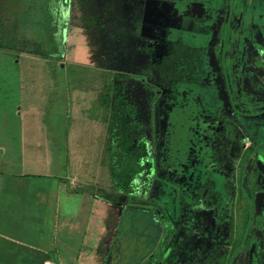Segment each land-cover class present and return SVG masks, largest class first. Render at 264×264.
<instances>
[{"label": "rangeland", "instance_id": "374dc122", "mask_svg": "<svg viewBox=\"0 0 264 264\" xmlns=\"http://www.w3.org/2000/svg\"><path fill=\"white\" fill-rule=\"evenodd\" d=\"M230 1L0 0V138L109 163L133 208L106 264H264V14ZM96 71L107 115L76 93Z\"/></svg>", "mask_w": 264, "mask_h": 264}, {"label": "crops", "instance_id": "0c3cea01", "mask_svg": "<svg viewBox=\"0 0 264 264\" xmlns=\"http://www.w3.org/2000/svg\"><path fill=\"white\" fill-rule=\"evenodd\" d=\"M82 29L79 33L88 30ZM71 58L68 56L67 62ZM79 63L102 68L86 65L85 59ZM28 77L33 83L39 76ZM12 78L15 82L21 79L23 94V76L5 77ZM93 79L82 78L84 84L75 86L81 104L86 99L99 101L103 83L98 78L86 82ZM20 106L17 112L22 116ZM92 124L97 129L96 123ZM36 141L27 144L23 136L0 138V264H106L119 230L116 212L121 207L133 208L114 201L111 166L108 163L103 178L102 168H93L94 159L90 162L82 153H68L67 163L59 165L52 140L45 138L42 145ZM106 158L110 159L109 154Z\"/></svg>", "mask_w": 264, "mask_h": 264}, {"label": "trees", "instance_id": "16d2710c", "mask_svg": "<svg viewBox=\"0 0 264 264\" xmlns=\"http://www.w3.org/2000/svg\"><path fill=\"white\" fill-rule=\"evenodd\" d=\"M245 8H248L250 6L255 7L257 11L264 14V4L261 2H258L257 0H231L230 1V7L235 8V10L240 6V4ZM97 76H100V79L103 83V88L99 95V102L100 105L103 107L105 114L107 115L110 112L111 105L113 103V96H114V83L117 79L116 74L112 72L107 71H96L95 72ZM251 215H249V218L247 220V229H249L251 225ZM241 245L239 242L234 244V247L232 248L231 252V258L234 257V255L237 253V251L240 249Z\"/></svg>", "mask_w": 264, "mask_h": 264}, {"label": "built area", "instance_id": "2783aa9c", "mask_svg": "<svg viewBox=\"0 0 264 264\" xmlns=\"http://www.w3.org/2000/svg\"><path fill=\"white\" fill-rule=\"evenodd\" d=\"M45 264H53L52 262H50V261H47V262H45Z\"/></svg>", "mask_w": 264, "mask_h": 264}]
</instances>
